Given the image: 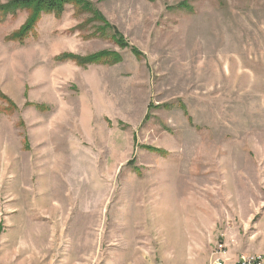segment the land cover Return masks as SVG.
<instances>
[{"label": "rangeland", "instance_id": "obj_1", "mask_svg": "<svg viewBox=\"0 0 264 264\" xmlns=\"http://www.w3.org/2000/svg\"><path fill=\"white\" fill-rule=\"evenodd\" d=\"M88 1L127 45L0 16V264H208L264 210V0Z\"/></svg>", "mask_w": 264, "mask_h": 264}, {"label": "trees", "instance_id": "obj_2", "mask_svg": "<svg viewBox=\"0 0 264 264\" xmlns=\"http://www.w3.org/2000/svg\"><path fill=\"white\" fill-rule=\"evenodd\" d=\"M67 6H72L77 12L90 13L95 19L99 22L103 23V26L100 28L108 27L112 30L113 37L118 41L121 46L127 45L123 38L119 35L116 29L111 27L104 21L101 14L94 8L91 2L88 0H9L4 4H0V16L4 17L7 15H14L17 11L28 10V18L27 23L23 27V29L13 37V39L21 41L28 33L31 31L36 21L40 17L41 13L44 14H55L60 15L65 11ZM183 6V5H180ZM99 34V31L97 32ZM105 34H102V36ZM133 51H135L133 49ZM72 58V60H76L78 64H94L102 61L112 60L114 62H118L120 58L117 54L109 51H101L98 53H94L92 55H88L84 58H74L70 55H62L59 60L63 61L65 59ZM0 99L4 100L8 103L10 107L15 108L14 104L6 99L0 93Z\"/></svg>", "mask_w": 264, "mask_h": 264}, {"label": "crops", "instance_id": "obj_3", "mask_svg": "<svg viewBox=\"0 0 264 264\" xmlns=\"http://www.w3.org/2000/svg\"><path fill=\"white\" fill-rule=\"evenodd\" d=\"M224 241L230 257L238 253L264 254V210L255 222L251 219V224L244 223L237 232L227 235Z\"/></svg>", "mask_w": 264, "mask_h": 264}, {"label": "built area", "instance_id": "obj_4", "mask_svg": "<svg viewBox=\"0 0 264 264\" xmlns=\"http://www.w3.org/2000/svg\"><path fill=\"white\" fill-rule=\"evenodd\" d=\"M208 264H264V254L238 253L234 257H230L224 242L218 241L213 247L211 260Z\"/></svg>", "mask_w": 264, "mask_h": 264}, {"label": "bare ground", "instance_id": "obj_5", "mask_svg": "<svg viewBox=\"0 0 264 264\" xmlns=\"http://www.w3.org/2000/svg\"><path fill=\"white\" fill-rule=\"evenodd\" d=\"M46 201H47V199H46ZM46 201H43V206H42V207H43V208H46V209L49 211V213H52V214L54 215V213H55L56 210H59V211L61 210V207H60V206H58V207L56 208V210H54L53 208H52V209L49 208V207L47 206V202H46ZM38 205H39V204H38ZM38 205H37V206H38ZM197 209H199V207H198ZM48 211H47V212H48ZM60 212H61V211H60ZM53 215H51V216H53ZM189 216H190V215H189ZM194 216H195V214H193V218L195 219V217H197V216H195V217H194ZM58 218H59V217H58ZM60 218H61V217H60ZM197 219H198V218H197ZM196 221H198V220H196ZM59 222H60V221H59ZM52 225H53V224H52ZM54 229H55V228H54ZM50 237H51V236H50ZM52 237H53V236H52Z\"/></svg>", "mask_w": 264, "mask_h": 264}]
</instances>
